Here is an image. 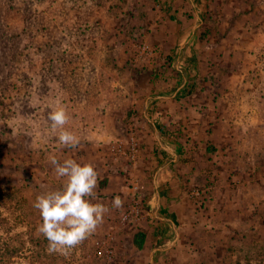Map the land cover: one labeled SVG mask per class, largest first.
Here are the masks:
<instances>
[{"label": "rangeland", "instance_id": "374dc122", "mask_svg": "<svg viewBox=\"0 0 264 264\" xmlns=\"http://www.w3.org/2000/svg\"><path fill=\"white\" fill-rule=\"evenodd\" d=\"M199 2L0 0V264H152L154 249L163 243L157 242L158 227L165 222L154 211L164 160L149 175L127 177L118 195L121 207L103 203L114 218L99 223L101 231L66 254L48 251L39 231L42 217L33 206L38 195L61 188L47 168V152L59 131L50 130L47 115L57 101L63 104L70 116L64 127L76 134L98 117L96 94L117 90L113 96L122 106L114 119L122 122L112 126L118 137L109 156L133 170L143 150L168 147L178 136L165 129L166 135L154 134L150 116L142 114L147 96L176 91L187 111L204 85L222 106L218 110L234 137L233 150L227 147L225 157H216L225 160L222 171L195 166L198 154L188 153L186 165L191 162L197 172L185 166L182 182L200 220H211L219 233L210 235L209 243L156 252L154 264H264V0ZM189 40L192 48L184 45ZM178 66L188 69L186 78L181 79ZM210 106L202 114L211 111L207 117L218 118ZM81 117L88 122L79 124ZM132 142L136 153L124 156ZM211 157L214 153L202 160ZM97 179L104 182L99 174ZM133 206L139 207V217ZM260 215L263 223L257 227ZM168 229L172 243L173 225ZM140 231H146L141 250L134 243Z\"/></svg>", "mask_w": 264, "mask_h": 264}, {"label": "crops", "instance_id": "0c3cea01", "mask_svg": "<svg viewBox=\"0 0 264 264\" xmlns=\"http://www.w3.org/2000/svg\"><path fill=\"white\" fill-rule=\"evenodd\" d=\"M185 34L184 32V35ZM184 45L188 48H192V40L187 41ZM185 60L191 62L195 61V59L193 60L192 58ZM183 63L184 61L180 65H183ZM177 70L180 73L179 75H181V79L186 78L184 74H188L185 73L188 71L187 68L184 70L183 66H178ZM177 79L179 80L180 76H178ZM206 88L208 89L209 87L204 85L192 96L193 104H191L192 107L190 106L187 108V111L181 106L182 101L176 98V91L169 93L168 91L162 90L157 91L158 94L147 96L142 107V114L147 118L150 116L154 126H156L155 122H157L165 131L170 130L169 132L173 134L177 133L178 136H175L176 134L173 135L174 139L170 140L168 147L162 146L157 148L152 145L149 151L143 150L140 163L138 166L135 165L133 170L130 169L128 164L125 165L120 162L112 161L109 156L111 151L110 148L113 145L112 140H116L118 137V134L115 133L112 126L114 122H122V120L119 121L118 119V121H115L114 119L116 116L115 112L119 111V107L122 106L121 103L116 100L115 96H113L117 93V90L110 88L111 94L105 96L103 91H99L96 94L98 96V100L96 101L98 107H96V109L99 111L97 112L98 117H94L95 122L91 121L89 125H87V123H84L88 122L86 118L82 119L81 117L78 119L77 122H79V124H84L80 126V130L75 134L79 137V144L75 147H68L66 151L59 150L58 148L61 146L55 143V141L53 142L52 151L47 152L49 158L47 160L48 171L53 169L55 172V165L51 163L50 156H55L60 163L65 159H74L81 164H93L97 174L101 176L104 182L100 183L97 179V187L93 190V196L88 197V199L92 203L103 204L104 202H112L114 196L125 191L127 187V177L137 173L139 176L149 175V173H151L150 168L156 163H161L162 160H164L161 164L165 169L162 173L157 175V185L154 182L156 189V209L154 211V217L165 222V224H159L158 229L162 232V237H159L157 242L163 243L159 244L160 247L154 249L153 256L156 252H167L173 247L164 251L157 250L162 246L166 247L171 244L169 235L172 230L168 229L171 226V222L167 220L170 218L167 217L166 213L175 218L178 223L179 237L174 248L181 250L185 248L188 243H209L211 240L210 235L214 236L215 232L219 233V230L214 227V225H211V220H200L198 206L192 203L188 197L184 182H182V172L187 171L185 166H190L194 172H197V169L192 167L193 164L191 162L186 165L188 159H186L187 157L185 156H187L188 153H197L199 159H197L198 163L195 164V166L209 168L214 165L218 168L217 171H222V164L225 160L223 158L217 159L216 157H225V153H228L227 147H229L230 151L233 150L234 137L231 132L227 133V127H224L222 112L218 110L221 109L222 106L220 104L217 106V101L211 100L212 97L208 94ZM131 98L130 96L129 101ZM211 104H214V110L219 115L218 118L210 117L209 119L207 115H212L211 111H208L206 115L202 114L205 108L209 109ZM126 106L129 108V103L124 105V107ZM157 131L160 133L158 129ZM157 131H154L155 135H157ZM180 140H182L181 143H179ZM209 143L211 146L210 149L214 151V158L211 157V160L207 158V160L204 161L202 160L203 156H212L213 154L208 153V151H210L208 150ZM193 178H196V176H193ZM58 180L56 184L59 183L60 187L66 182V178L64 177H58ZM48 183L53 185L51 182ZM210 201H212V199H210ZM212 202L217 206L220 201L215 198ZM209 208L212 210V206ZM244 216L245 228L243 230L247 232V217L246 215ZM113 218L114 214L112 212H105L102 221L105 219L113 220ZM255 219L257 227L259 224L263 223L262 215ZM185 221L189 222V228L184 226ZM242 223H244V221ZM101 227L102 226L97 225L95 230L101 231ZM257 227L255 228V232H259V234L262 235L263 233L258 230ZM114 228L116 230L119 229L117 225ZM143 232L145 233L146 231ZM173 250L174 249L171 251L173 252ZM174 261L176 260H172V262Z\"/></svg>", "mask_w": 264, "mask_h": 264}, {"label": "clouds", "instance_id": "9594fccd", "mask_svg": "<svg viewBox=\"0 0 264 264\" xmlns=\"http://www.w3.org/2000/svg\"><path fill=\"white\" fill-rule=\"evenodd\" d=\"M70 116L65 106L58 101L48 112L50 130L57 133L56 143L62 147H75L79 137L64 126ZM58 177L66 178L60 189L38 195L34 207L39 210L42 223L39 231L49 242V252L67 253L72 247L95 231L102 222L108 208L102 203H92L97 187V172L91 163H78L74 159H65L60 163L55 156H50ZM123 204L120 196L112 198V206L119 208Z\"/></svg>", "mask_w": 264, "mask_h": 264}, {"label": "trees", "instance_id": "16d2710c", "mask_svg": "<svg viewBox=\"0 0 264 264\" xmlns=\"http://www.w3.org/2000/svg\"><path fill=\"white\" fill-rule=\"evenodd\" d=\"M196 3L199 4V3H200L199 0H196ZM155 125H156V128L160 131V133H161L162 135H164L165 132H164V129L162 128V126L158 125L157 122H155ZM165 135H166V134H165ZM166 215H167V217L170 218V220H172V221H174L176 224H178L175 218H173L172 216H170V215L167 214V213H166ZM145 240H146V234L143 233V232H141V231H140V232H137V233L135 234V236H134V243H135V245L138 247V249H140V250L143 249V246H144V244H145Z\"/></svg>", "mask_w": 264, "mask_h": 264}, {"label": "water", "instance_id": "95a60500", "mask_svg": "<svg viewBox=\"0 0 264 264\" xmlns=\"http://www.w3.org/2000/svg\"><path fill=\"white\" fill-rule=\"evenodd\" d=\"M154 127H155V130L157 131L156 126H154ZM157 135H158V131H157ZM158 139H159V136H158ZM167 220H169L171 222V224L173 225V227H174V230H175V238H174L173 242L169 246L161 247V248H158L157 250H161V251L167 250V249L171 248L172 246H174L175 243L178 240V237H179V228H178V225L174 221H172L170 219H167ZM151 263L154 264L153 255L151 257Z\"/></svg>", "mask_w": 264, "mask_h": 264}, {"label": "built area", "instance_id": "2783aa9c", "mask_svg": "<svg viewBox=\"0 0 264 264\" xmlns=\"http://www.w3.org/2000/svg\"><path fill=\"white\" fill-rule=\"evenodd\" d=\"M137 151V144H135L134 142L131 143V146L129 147V149L127 150H123L121 153L124 155V156H131V155H134ZM137 204V203H135ZM133 209H134V212H135V215L136 217H139L140 214H141V211H139V207L138 206H133ZM133 212V211H132Z\"/></svg>", "mask_w": 264, "mask_h": 264}]
</instances>
